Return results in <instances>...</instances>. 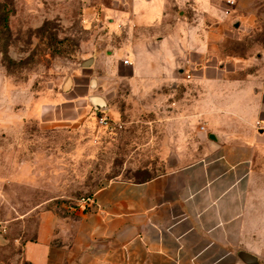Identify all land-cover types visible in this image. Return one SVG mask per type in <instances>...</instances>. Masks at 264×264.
<instances>
[{"label":"rangeland","instance_id":"obj_1","mask_svg":"<svg viewBox=\"0 0 264 264\" xmlns=\"http://www.w3.org/2000/svg\"><path fill=\"white\" fill-rule=\"evenodd\" d=\"M127 1L0 0V226L6 228L0 264H21L22 245L33 237L40 211L74 209L107 179H144L200 155L193 128L159 129L152 141L156 121L190 116L198 98L193 82L165 83L159 98L141 97L129 70L117 72L112 62L98 68L104 55L126 51L138 35L137 27L127 32L139 25ZM227 1L142 3L154 4L147 7L153 13L167 4L174 24H154L164 27L172 46L186 40L190 29L216 69L235 78L264 73V0ZM88 58L94 61L82 67ZM198 65L183 67L191 75ZM91 96L105 106H94ZM101 113L121 127L99 130L95 119ZM190 122L202 127L197 119Z\"/></svg>","mask_w":264,"mask_h":264},{"label":"crops","instance_id":"obj_2","mask_svg":"<svg viewBox=\"0 0 264 264\" xmlns=\"http://www.w3.org/2000/svg\"><path fill=\"white\" fill-rule=\"evenodd\" d=\"M127 2L139 23L127 32L137 27L138 35L126 51L102 55L98 68L112 62L117 72L129 70L141 97L159 98L165 83L193 82L190 116L156 121L152 141L159 129L193 128L200 155L144 179H107L74 209L40 211L21 264H246L241 252L264 264V73L235 78L216 69L196 31L172 46L164 27H155L154 19L174 24L167 4L153 13L150 2ZM190 61L199 63L191 75L183 67Z\"/></svg>","mask_w":264,"mask_h":264},{"label":"built area","instance_id":"obj_3","mask_svg":"<svg viewBox=\"0 0 264 264\" xmlns=\"http://www.w3.org/2000/svg\"><path fill=\"white\" fill-rule=\"evenodd\" d=\"M228 3H232V1H227ZM124 64L128 63V60H124L123 62ZM189 77V75H187V78ZM96 126L99 130H105L107 132H114L116 129L121 127V124L116 121L113 120L112 118L108 117L107 115L101 113L99 114L96 119ZM202 129V127H201ZM6 231V228L4 226H0V234L4 233Z\"/></svg>","mask_w":264,"mask_h":264},{"label":"water","instance_id":"obj_4","mask_svg":"<svg viewBox=\"0 0 264 264\" xmlns=\"http://www.w3.org/2000/svg\"><path fill=\"white\" fill-rule=\"evenodd\" d=\"M92 62V58H88L80 63L82 67H87ZM70 82V81H69ZM93 82V81H92ZM93 84V83H92ZM69 85V84H68ZM68 87V86H67ZM66 87V88H67ZM90 101L94 106H105V101L99 96H91ZM240 257L243 258L246 264H258L256 257L246 254L244 252L240 253Z\"/></svg>","mask_w":264,"mask_h":264},{"label":"bare ground","instance_id":"obj_5","mask_svg":"<svg viewBox=\"0 0 264 264\" xmlns=\"http://www.w3.org/2000/svg\"><path fill=\"white\" fill-rule=\"evenodd\" d=\"M69 84V80H66L65 84H64V88H66Z\"/></svg>","mask_w":264,"mask_h":264}]
</instances>
